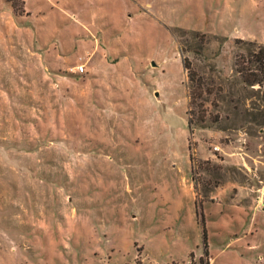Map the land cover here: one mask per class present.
<instances>
[{"label":"rangeland","instance_id":"1","mask_svg":"<svg viewBox=\"0 0 264 264\" xmlns=\"http://www.w3.org/2000/svg\"><path fill=\"white\" fill-rule=\"evenodd\" d=\"M28 1L0 0V264H264L235 69L264 0Z\"/></svg>","mask_w":264,"mask_h":264},{"label":"trees","instance_id":"2","mask_svg":"<svg viewBox=\"0 0 264 264\" xmlns=\"http://www.w3.org/2000/svg\"><path fill=\"white\" fill-rule=\"evenodd\" d=\"M20 10H23L20 8ZM247 55L238 53L235 57V69L242 81L248 85L259 84L264 86V44H256ZM184 68H189V61L183 58ZM205 239V233H203Z\"/></svg>","mask_w":264,"mask_h":264},{"label":"built area","instance_id":"3","mask_svg":"<svg viewBox=\"0 0 264 264\" xmlns=\"http://www.w3.org/2000/svg\"><path fill=\"white\" fill-rule=\"evenodd\" d=\"M75 71L77 72H82L84 70V66L83 65H79L78 67L74 68ZM214 149H217V146L213 147Z\"/></svg>","mask_w":264,"mask_h":264},{"label":"crops","instance_id":"4","mask_svg":"<svg viewBox=\"0 0 264 264\" xmlns=\"http://www.w3.org/2000/svg\"><path fill=\"white\" fill-rule=\"evenodd\" d=\"M24 4H25V10L26 11H28L29 10V1L28 0H24ZM257 198L259 199L260 198V196H257ZM251 206V205H250ZM263 206V205H262ZM262 208H264V206L262 207Z\"/></svg>","mask_w":264,"mask_h":264},{"label":"water","instance_id":"5","mask_svg":"<svg viewBox=\"0 0 264 264\" xmlns=\"http://www.w3.org/2000/svg\"><path fill=\"white\" fill-rule=\"evenodd\" d=\"M151 64L154 65V66L157 65L154 60L151 61Z\"/></svg>","mask_w":264,"mask_h":264}]
</instances>
